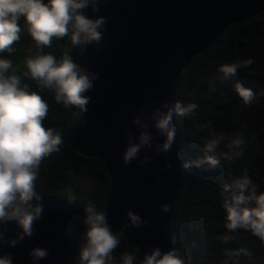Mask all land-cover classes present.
I'll use <instances>...</instances> for the list:
<instances>
[{"label": "clouds", "instance_id": "1", "mask_svg": "<svg viewBox=\"0 0 264 264\" xmlns=\"http://www.w3.org/2000/svg\"><path fill=\"white\" fill-rule=\"evenodd\" d=\"M99 0H0V54H11L13 45L20 40L23 18L28 34L37 48L43 51L51 47L53 40L68 37V47L58 60L52 54L37 55L26 59L27 71L23 76L37 82L41 89L47 88L55 92V101L65 107L79 109L80 115L87 112L91 97L86 95L94 88L98 73L89 71L73 59V54L84 57L87 47L99 46L104 39L107 28V17L89 18L85 10L91 8L93 15L99 11ZM78 50V51H77ZM99 51V47H97ZM254 61L223 64L218 68L221 82L233 78L237 71L250 67ZM11 72V74H10ZM235 90L245 106H250L256 100L257 94L241 83L235 84ZM215 91V88H212ZM264 95V92L261 93ZM153 104L156 102L153 101ZM198 108L197 104L187 105L174 102L171 106L164 102L154 108L147 119L141 114L135 116L132 123L139 129L136 139L131 131L127 133V147L122 154L125 166L139 160V166L144 167L151 157L140 154L143 150H153L156 154H167L171 151L176 137L174 119L186 118ZM49 105L37 92L29 91L28 84H22L21 75L15 74L13 62L0 58V245L17 247L25 239H31L35 234L34 225L42 219L44 209L43 197L37 192L41 162L60 151L63 143V133L58 129L45 128ZM151 127L163 138V142H155L149 132ZM84 126L86 122L80 121ZM211 128V122L202 126V131ZM203 158L184 162L185 170L201 168L207 165L216 168L221 158L234 161L243 155L246 145L245 134L240 132L226 136L215 131L209 133ZM228 140L226 153L217 155L221 143ZM172 165L165 162L162 171L171 169ZM159 182V178H157ZM71 192V189H67ZM220 196L225 212L226 232L217 237L224 244L235 239L234 233L243 230L251 233L264 243V193L256 194V185L248 175H243L230 185L224 187ZM172 205L164 203L159 206L161 212L167 214ZM86 217L83 223L87 226L83 233V243L79 246L81 264H115L114 251L120 246L121 237L128 229L146 226L147 221L132 211L126 213L127 224L118 231H113L108 223V215L104 210L98 211L96 205L89 203L85 208ZM13 223L18 231L14 238L7 237V228L2 227ZM251 255L245 248L226 250L228 259ZM32 264L49 256V250L35 247L30 250ZM122 264H136L138 257L130 252L120 256ZM0 264H13L10 253L0 256ZM141 264H186V260L176 249L162 252L154 247L149 253H144Z\"/></svg>", "mask_w": 264, "mask_h": 264}, {"label": "water", "instance_id": "2", "mask_svg": "<svg viewBox=\"0 0 264 264\" xmlns=\"http://www.w3.org/2000/svg\"><path fill=\"white\" fill-rule=\"evenodd\" d=\"M98 7L95 16L91 8L85 14L107 17L104 39L99 46H88L84 57L73 54V59L99 78L86 93L91 97L86 114L81 116L78 109L69 142L79 154L105 164L110 186L106 205L97 210L107 212L112 230L128 223V211L147 221L144 227H130L124 236L142 259L154 247L162 252L174 249L171 220L184 173L177 127L169 153L143 150L140 158L150 156L149 163L140 167L136 160L125 166L122 154L127 133L131 131L135 140L139 132L132 121L141 110L147 119L162 103L171 106L181 75L193 58L208 50L230 25L264 11V0H99ZM148 123L155 142L162 143L152 122ZM165 162L172 167L162 171ZM164 203L172 205L167 214L159 209ZM74 216L86 217L85 207L78 202L45 201L33 237L14 248L0 245V256L10 253L13 264H32L30 250L42 247L49 250V256L39 264H78L77 253L87 226L69 233ZM2 227L7 228L8 238L18 231L13 223Z\"/></svg>", "mask_w": 264, "mask_h": 264}, {"label": "trees", "instance_id": "3", "mask_svg": "<svg viewBox=\"0 0 264 264\" xmlns=\"http://www.w3.org/2000/svg\"><path fill=\"white\" fill-rule=\"evenodd\" d=\"M47 2V0H45ZM86 12V10H85ZM20 40L13 45L11 54H0V58L12 60L15 74L21 75L22 84L29 85V91L37 92L49 105L45 128L58 129L63 133L60 151L45 158L40 165L38 181L42 187L37 192L48 200L78 202L85 208L89 203L101 209L106 205L110 176L101 159L79 154L69 142V133L75 123L78 108L65 107L55 101V92L41 89L37 82L23 76L27 71L26 59L37 55L52 54L58 60L66 49L68 37L53 40L51 47L41 51L28 34L23 18L20 21ZM252 59L254 63L237 71L228 81L221 82L218 68ZM11 74V72H10ZM239 82L257 94L250 106H245L235 90ZM215 88V91H212ZM264 11L252 18L230 25L218 40L205 52L193 58L182 73L176 101L182 104L198 105L195 112L186 118H175L179 133V157L181 164L203 158L204 144L215 131L226 136L240 132L245 134L246 145L243 155L234 161L221 158L216 168L204 165L201 168L185 170L183 187L179 193L171 220L174 249L186 260V264H224L228 259L226 250L245 248L251 255H241L228 264H264V243L249 232L237 230L235 239L224 244L218 236L224 234L225 212L222 207L221 190L233 180L248 175L256 185V194L264 193ZM211 122V128L201 130ZM229 141L221 143L217 155L226 153ZM71 189L68 192L67 189ZM81 217L74 216L68 226L69 233L79 231L85 224ZM130 252L142 259L137 247L124 236L114 251L115 264H122L120 256ZM77 263L81 264L79 251Z\"/></svg>", "mask_w": 264, "mask_h": 264}, {"label": "rangeland", "instance_id": "4", "mask_svg": "<svg viewBox=\"0 0 264 264\" xmlns=\"http://www.w3.org/2000/svg\"><path fill=\"white\" fill-rule=\"evenodd\" d=\"M36 185H37V187H38V186H39V187H42V186H43L41 181H38V182L36 183Z\"/></svg>", "mask_w": 264, "mask_h": 264}]
</instances>
